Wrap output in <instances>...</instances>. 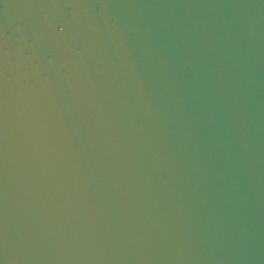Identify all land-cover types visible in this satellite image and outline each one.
<instances>
[{
    "label": "water",
    "instance_id": "obj_1",
    "mask_svg": "<svg viewBox=\"0 0 264 264\" xmlns=\"http://www.w3.org/2000/svg\"><path fill=\"white\" fill-rule=\"evenodd\" d=\"M0 264H264V0H0Z\"/></svg>",
    "mask_w": 264,
    "mask_h": 264
}]
</instances>
